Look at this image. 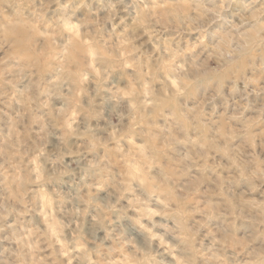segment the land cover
Here are the masks:
<instances>
[{
    "label": "rangeland",
    "instance_id": "1",
    "mask_svg": "<svg viewBox=\"0 0 264 264\" xmlns=\"http://www.w3.org/2000/svg\"><path fill=\"white\" fill-rule=\"evenodd\" d=\"M0 264H264V0H0Z\"/></svg>",
    "mask_w": 264,
    "mask_h": 264
}]
</instances>
